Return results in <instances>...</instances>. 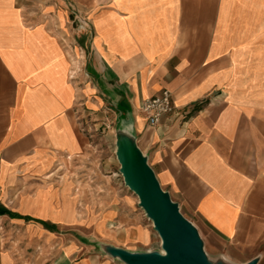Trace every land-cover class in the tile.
Masks as SVG:
<instances>
[{"label":"crops","instance_id":"crops-1","mask_svg":"<svg viewBox=\"0 0 264 264\" xmlns=\"http://www.w3.org/2000/svg\"><path fill=\"white\" fill-rule=\"evenodd\" d=\"M163 91L175 111L154 127L141 105ZM107 115L214 261L264 264V0H0V264L152 246L96 144Z\"/></svg>","mask_w":264,"mask_h":264},{"label":"water","instance_id":"water-1","mask_svg":"<svg viewBox=\"0 0 264 264\" xmlns=\"http://www.w3.org/2000/svg\"><path fill=\"white\" fill-rule=\"evenodd\" d=\"M116 157L125 185L139 198V205L161 239L162 252H132L107 246L105 251L124 264H227L213 261L205 251L197 227L165 191L147 157L131 137L119 134ZM253 259L246 264H257Z\"/></svg>","mask_w":264,"mask_h":264},{"label":"rangeland","instance_id":"rangeland-1","mask_svg":"<svg viewBox=\"0 0 264 264\" xmlns=\"http://www.w3.org/2000/svg\"><path fill=\"white\" fill-rule=\"evenodd\" d=\"M95 120L97 119L96 117H94ZM101 117L98 116V122L93 120V123L92 124H95V123H100L97 127V131L95 132L97 135H96V144L98 145L99 148H101V150H104L102 152L103 154V157L102 159H108L109 157L113 159L114 161V168H113V165H112V170L114 169V171L116 170V167H117V162H116V145L114 144V137L112 135H109L110 134V131H112L113 129V121L111 120V118L109 117V115H107L104 120L101 121L100 119ZM90 124V123H89ZM93 127V125H92ZM92 131L94 132L95 131V127L94 129L92 128ZM106 156V157H105ZM101 159V160H102ZM100 160V159H99ZM116 165V166H115ZM67 174L70 175L69 171H67ZM118 175L120 177L121 174L118 173ZM189 220V219H188ZM191 221L198 229L203 241L205 240L206 235L203 236L204 232L201 231V229L198 227V224L196 223V221H194V219L192 220H189ZM195 222V223H194ZM152 223V222H150ZM154 228V227H153ZM154 230V233L156 234V240L154 241V243L152 244L151 247L148 248V250H145V251H138V250H129V251H132V252H154V251H157V252H162V247H161V239L158 235V233ZM205 244V243H204ZM205 251L207 250L210 254L209 255V258H211L213 261H214V253L211 251L209 245H205ZM120 248V247H119ZM125 249V248H123ZM128 250V249H126ZM106 252V251H105ZM107 256H110L107 252L105 253ZM112 257V256H110ZM113 258V257H112ZM117 261H119L120 263L124 264L123 262H121L119 259L117 258H113Z\"/></svg>","mask_w":264,"mask_h":264},{"label":"built area","instance_id":"built-area-1","mask_svg":"<svg viewBox=\"0 0 264 264\" xmlns=\"http://www.w3.org/2000/svg\"><path fill=\"white\" fill-rule=\"evenodd\" d=\"M141 109L146 114L149 125L155 127L159 125L163 116L175 111V104L171 94L163 91L160 95L143 101Z\"/></svg>","mask_w":264,"mask_h":264},{"label":"bare ground","instance_id":"bare-ground-1","mask_svg":"<svg viewBox=\"0 0 264 264\" xmlns=\"http://www.w3.org/2000/svg\"><path fill=\"white\" fill-rule=\"evenodd\" d=\"M102 23H103V21L101 20L100 22H98V25H99V27H101L104 30V26ZM16 64L19 67V69H23V68L28 67L27 62L24 60H21L19 58L17 59Z\"/></svg>","mask_w":264,"mask_h":264}]
</instances>
